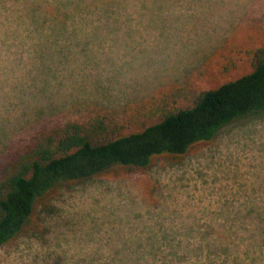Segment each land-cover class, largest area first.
Segmentation results:
<instances>
[{
    "label": "trees",
    "instance_id": "16d2710c",
    "mask_svg": "<svg viewBox=\"0 0 264 264\" xmlns=\"http://www.w3.org/2000/svg\"><path fill=\"white\" fill-rule=\"evenodd\" d=\"M180 1L0 0V77L23 74L2 80L6 91L0 87V109L18 110L11 125L2 114L7 110L0 113V246L46 231L36 219L54 212L51 199L60 185L115 167L147 169L156 155H182L234 120L264 111V46L252 50L249 72L202 90L189 105H158L148 111L155 118L149 124L125 118L138 99L118 76L127 61L106 56L109 66L97 70L83 96L49 93L80 82L74 76L78 56L85 66H97L111 34L123 28L131 33L144 16L153 18L155 9ZM130 121L140 128L131 129ZM253 196L227 203L223 208L230 210L201 223L170 220L169 230H147L143 244L115 248L105 260L101 254L87 262L80 256L75 264H264V200Z\"/></svg>",
    "mask_w": 264,
    "mask_h": 264
},
{
    "label": "rangeland",
    "instance_id": "374dc122",
    "mask_svg": "<svg viewBox=\"0 0 264 264\" xmlns=\"http://www.w3.org/2000/svg\"><path fill=\"white\" fill-rule=\"evenodd\" d=\"M155 11V17L144 16L131 33L123 28L102 42L97 66H85L84 56H78L74 76L80 82L49 93L58 99L83 96L97 70L109 66L106 56L127 61L130 66L118 76L142 99L131 101L125 118L149 124L155 118L148 111L158 105H189L202 90L249 72L252 50L264 46V0H181ZM17 76L23 77L21 70L2 75L0 87L6 91L2 80ZM3 110L11 125L18 110ZM128 125L140 128L133 121ZM253 193L264 200V111L234 120L182 155H156L147 169L115 167L80 183L60 185L51 199L54 212L36 219L39 230L42 226L46 231L0 246V264H53L57 256L58 264H75L80 256L87 262L98 254L105 260L115 248L143 244L149 229L169 230L179 219L201 223L230 210L223 208L227 203L254 198Z\"/></svg>",
    "mask_w": 264,
    "mask_h": 264
}]
</instances>
